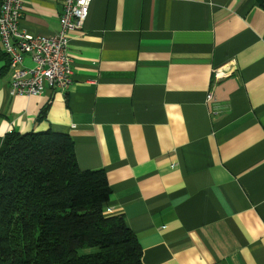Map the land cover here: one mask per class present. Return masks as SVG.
<instances>
[{
    "label": "crops",
    "instance_id": "crops-1",
    "mask_svg": "<svg viewBox=\"0 0 264 264\" xmlns=\"http://www.w3.org/2000/svg\"><path fill=\"white\" fill-rule=\"evenodd\" d=\"M62 10L24 0L21 27L54 35ZM69 49L67 90L14 96L0 40V138L70 135L80 168L105 171L106 213L124 216L144 264H264L258 0H93Z\"/></svg>",
    "mask_w": 264,
    "mask_h": 264
},
{
    "label": "trees",
    "instance_id": "trees-1",
    "mask_svg": "<svg viewBox=\"0 0 264 264\" xmlns=\"http://www.w3.org/2000/svg\"><path fill=\"white\" fill-rule=\"evenodd\" d=\"M111 194L104 170L80 168L70 135L8 132L0 138V264H144L124 216L106 213Z\"/></svg>",
    "mask_w": 264,
    "mask_h": 264
},
{
    "label": "built area",
    "instance_id": "built-area-1",
    "mask_svg": "<svg viewBox=\"0 0 264 264\" xmlns=\"http://www.w3.org/2000/svg\"><path fill=\"white\" fill-rule=\"evenodd\" d=\"M63 10L60 30L51 36L34 35L21 27L24 0H0V40L9 56L12 70L11 95H42L51 87L67 90L73 81L70 55L71 33L84 29L93 0H61ZM30 56L32 66L25 65ZM230 73L214 71V79L222 80ZM214 99L213 92L207 96Z\"/></svg>",
    "mask_w": 264,
    "mask_h": 264
},
{
    "label": "rangeland",
    "instance_id": "rangeland-1",
    "mask_svg": "<svg viewBox=\"0 0 264 264\" xmlns=\"http://www.w3.org/2000/svg\"><path fill=\"white\" fill-rule=\"evenodd\" d=\"M90 251H94V249H83L81 252H83V253H87V252H90Z\"/></svg>",
    "mask_w": 264,
    "mask_h": 264
}]
</instances>
